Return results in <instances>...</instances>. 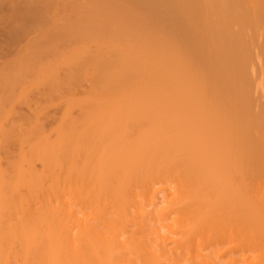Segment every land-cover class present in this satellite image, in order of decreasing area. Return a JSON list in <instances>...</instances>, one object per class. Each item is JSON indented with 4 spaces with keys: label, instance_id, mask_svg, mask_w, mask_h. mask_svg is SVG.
<instances>
[{
    "label": "bare ground",
    "instance_id": "6f19581e",
    "mask_svg": "<svg viewBox=\"0 0 264 264\" xmlns=\"http://www.w3.org/2000/svg\"><path fill=\"white\" fill-rule=\"evenodd\" d=\"M52 1L0 74L68 87L53 136L0 156V264H264V0Z\"/></svg>",
    "mask_w": 264,
    "mask_h": 264
},
{
    "label": "rangeland",
    "instance_id": "374dc122",
    "mask_svg": "<svg viewBox=\"0 0 264 264\" xmlns=\"http://www.w3.org/2000/svg\"><path fill=\"white\" fill-rule=\"evenodd\" d=\"M19 1H21V0H0V74L3 72V69L4 68H6L10 63H12V61H14L15 59H17L18 57H20L23 54V51H24V49H26V47H28V44L31 45L33 43V42H31V40L32 41L34 40L37 30L38 31L39 30L40 31H42V30L44 31L45 29L50 30V29H52L55 26L54 25L55 20H54L53 24H52V21H51V20H53L52 19L53 17L55 18V16H52V13L54 11H51L50 12V9L51 10L56 9L58 11L59 7H57V6H59V5L54 4L52 0H47L46 2L44 1L45 3H47V2L50 1L48 3V5L44 3L45 5L44 4L43 5L40 4L39 6H37L38 7V11H36V12L38 13V12L41 11L39 13L40 15H38V16L33 15V16H31V18L29 17L30 15L27 16V14H25L26 13L25 11L32 10L33 9V6L31 8V6H29L30 4H28L29 2L27 3V1H25V0H24L25 3H23L24 1H21V3ZM16 3H17V5H16ZM49 5L52 8H50ZM54 6H56L57 8H55ZM44 8H45V12L46 13L43 14L42 12L44 11ZM68 9H69V6H66V7L65 6H60L59 11H67ZM17 11H19V13ZM46 14H48V15H46ZM16 15H18V16L16 17ZM69 15H71V14H69ZM69 15L68 16L66 15L67 17L65 15H63L62 17L63 18L66 17V19L67 18H71V17L73 18V16H72L73 14L71 16H69ZM47 19L48 20L50 19V20L47 21ZM62 22L63 21H61V24L64 23V22L63 23ZM58 23L60 24V22H58ZM58 23L56 22V26L58 25ZM24 24L25 25H28V26L24 27L25 26ZM50 25L53 26V27H51ZM33 26H34V28H33ZM43 26L45 28H43ZM48 30H45L44 32H46ZM34 31H36V32L34 33ZM20 32H24V33H22L23 36H22V34ZM18 34H20V36ZM46 39H47L46 36H44L43 38L40 39V40H42L40 42H45ZM13 40H15V41H13ZM20 41H22L23 43L20 42ZM23 45H25V46H23ZM22 48H23V50H22ZM61 73H62V71H61ZM32 79L33 78L28 75L23 80V82H22L23 84L20 83L22 85L17 84L14 87L0 86V91H1L0 92V97H3L4 94L6 95V97L4 99L2 98V100L5 101V102H3V101L0 102V106L2 105L1 108H0L1 109L0 110V121H1L0 122V125L1 126L7 125L5 127H8L7 128V131L9 132L8 135H7V139L3 140V144L4 145L1 144L2 147L0 148V156L2 158V161H3V164L4 165L7 164V163H9V162H11V161H13V159H14V161H16L17 158L20 156L21 150H23V152L25 150V153L26 154L28 153L27 150L29 151L28 148L30 147L32 141L34 140V138H35L34 136H35V134H37V129L38 128L41 129V130L43 129V131H45L46 133H48L51 136H53L52 132L54 133V129L57 127V125H58V123H59V121L61 119V116L63 114V110L65 108V102H66V95H67L68 87L66 89L65 88L66 86H62L59 89L51 90V89H49V86H47L44 83L43 84L44 90H42L43 88H40V90H39V86H38L39 84H37V83L35 84L34 83L35 81H33ZM25 80L26 81H29V82H26ZM32 81L35 84V85L33 84L34 87H32V84H31ZM27 83H28V85H27ZM25 84H26V86H25ZM36 85L38 86L37 88H36ZM41 85L42 84H40V87H41ZM19 86L20 87L22 86V87L20 88ZM24 86H25V88L27 86H29L28 88H31V87L32 88L30 90H28V92H27V89H28L27 88L26 89V93H25V91H24L25 88H23ZM1 87H2L3 90H1ZM18 87H19V89H18ZM45 87H47L46 89L50 91V92L48 91L49 93L47 92V90H45ZM22 88H23V90H22ZM86 88L88 89V83L86 81H80L79 83L77 82V85L74 87V90L75 91L73 90L74 91L73 94L76 97H82V95H84L85 92L87 91ZM19 91H21V93ZM23 92L26 94V95H24V98L22 97V93ZM75 92H77V93H75ZM64 93H65V96H64ZM8 94H10L9 97H7ZM43 94H45V96ZM56 94H58L57 96H61V95L62 96L60 98H58L56 96ZM80 94H82V95H80ZM260 94H261L260 91H259V93L258 92L256 93V95L258 97L261 96ZM20 95L22 97L21 99L19 97ZM43 96H44V98H42ZM45 97H46V99H45ZM9 99H10V101H9ZM44 99L46 101H44ZM57 99H60L59 100L60 103H59V101ZM47 101H48V104H47ZM13 102H14V104H13ZM61 102H63L64 105H62ZM10 104H11V106H9ZM40 104L44 108L42 106H40ZM40 108L43 111L40 110ZM75 112H77V111H75ZM3 119H5V120L3 121ZM38 122H39V126L37 125ZM35 125H37V126L35 127ZM240 125H241V123H240ZM26 127H28V129ZM25 128H26V130H25ZM31 129H34V131L31 130ZM16 132H17V134H16ZM19 132H20V134H18ZM25 132H26V135H25ZM238 133L240 134L239 128H237V130L235 131V133L233 135V138H234L233 140L234 141L237 140V138L239 137ZM10 134L12 136H10ZM32 134H33V137H32ZM28 135H30V136H28ZM27 136H28V138H27ZM21 137H23V138H21ZM31 137H32L33 140L31 139V142H30L29 139ZM235 137H237V138H235ZM10 138H12V139H10ZM26 138L28 139L27 141H25ZM16 139L18 140V142H16L17 141ZM20 139H22V140L20 141ZM4 141H5V143H4ZM7 141H9V142H7ZM20 142L21 143L24 142V143L19 146V143ZM27 145H29V146L27 147ZM3 150H5V151H3ZM8 152H9L10 155L7 154ZM2 154H4V155H2ZM12 155H13V157H12ZM10 157H12L13 159L10 158ZM4 158H6V160ZM19 159L20 158H18V161H19ZM36 160L37 159H35V160L33 159V162H35V166L37 165V167L39 169H41V163H40V161L39 160L36 161ZM155 203L158 205L157 207H161V206H164L165 205L164 195H163V193L161 191H159L156 194ZM172 246H173V244H172V242H170L168 244V246H167V249L169 250Z\"/></svg>",
    "mask_w": 264,
    "mask_h": 264
}]
</instances>
